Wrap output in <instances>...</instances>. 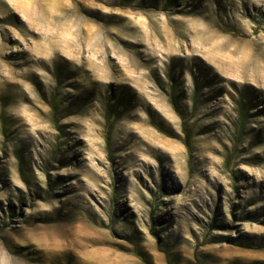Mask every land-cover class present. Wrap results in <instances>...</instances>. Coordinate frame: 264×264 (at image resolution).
<instances>
[{
    "label": "rangeland",
    "instance_id": "rangeland-1",
    "mask_svg": "<svg viewBox=\"0 0 264 264\" xmlns=\"http://www.w3.org/2000/svg\"><path fill=\"white\" fill-rule=\"evenodd\" d=\"M164 252L264 264V0H0V264Z\"/></svg>",
    "mask_w": 264,
    "mask_h": 264
},
{
    "label": "trees",
    "instance_id": "trees-1",
    "mask_svg": "<svg viewBox=\"0 0 264 264\" xmlns=\"http://www.w3.org/2000/svg\"><path fill=\"white\" fill-rule=\"evenodd\" d=\"M245 103H246L245 100H242L239 104H240L241 107H243L245 105ZM239 114L241 116H243L242 109H241V113H239ZM242 128H244V126L241 124V126L239 128V131H242ZM230 142H232L233 144H237L238 141H237V138H235V140L231 139ZM184 145L186 146V148H190L191 147L190 134L189 133H186ZM225 163H226V166H228L229 165V159L227 161H225ZM152 215H153V218H154V212H152ZM164 254H165V257H166L167 264H172L171 261L169 260V257H168L169 256V252H164Z\"/></svg>",
    "mask_w": 264,
    "mask_h": 264
},
{
    "label": "bare ground",
    "instance_id": "bare-ground-1",
    "mask_svg": "<svg viewBox=\"0 0 264 264\" xmlns=\"http://www.w3.org/2000/svg\"><path fill=\"white\" fill-rule=\"evenodd\" d=\"M217 44V43H216ZM204 60V59H203ZM194 87V86H193ZM217 105V104H216ZM137 133V132H136Z\"/></svg>",
    "mask_w": 264,
    "mask_h": 264
}]
</instances>
